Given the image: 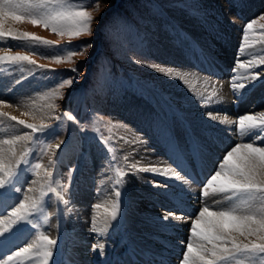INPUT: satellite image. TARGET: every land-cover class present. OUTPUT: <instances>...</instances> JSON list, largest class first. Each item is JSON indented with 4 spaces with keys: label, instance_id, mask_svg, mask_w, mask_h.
Listing matches in <instances>:
<instances>
[{
    "label": "rangeland",
    "instance_id": "rangeland-1",
    "mask_svg": "<svg viewBox=\"0 0 264 264\" xmlns=\"http://www.w3.org/2000/svg\"><path fill=\"white\" fill-rule=\"evenodd\" d=\"M207 1V5H203L201 0H116L114 4H106L107 7H104L105 4L101 1V11L93 12L95 20L92 35L72 38L71 40L68 36H58L49 29L32 25L27 21L13 22V24L12 21H9L6 24V28L18 32H29L44 40L52 41L55 47L52 45L38 46L37 51L42 53L38 55L30 51V42L11 39L0 41V56L29 55L30 59L35 61V64L0 62V97L4 99L5 103L14 100H21V102L36 101L38 110L31 112L33 115L27 121L30 124L37 126L42 123L55 125L56 121L52 117L61 115L65 110H70L80 121L79 124L64 121L56 129L54 135L40 136L38 141L25 144L24 148L30 147L33 151V154L29 156V160L30 157L33 159V161L30 160L31 164L39 163L41 167L33 175L29 166L27 171L22 174L21 182L17 186L22 187L23 190L26 186L39 189L47 181L46 173L50 170L53 172L54 186L65 194V201L71 203L77 196L75 190L81 184L78 183L79 177L81 182L84 181L83 184L91 182L90 189H93L98 184L99 178L97 175L91 177L89 173L94 175L106 166L110 181L108 191L113 194L112 200H114V190H117L118 187L115 184L117 179L116 168H122L126 173L125 186L123 189H119L123 191L121 215L112 222L106 231L99 234L90 231L91 224L87 223L84 228L85 237L82 241H77L80 237L78 235L79 226L72 224L73 221L69 220L72 216L68 217L70 211L66 209V203L59 201L55 213L52 205L56 198L54 194H49L45 214L35 219L34 222L38 224V228L33 230L31 236L32 238L35 237L36 232L39 231L48 235L49 238L57 240V245L53 249L56 264H68L74 258L88 261V264H102V260L109 261L110 264H128L130 262L135 264L133 259H137L136 263L140 260H150L159 248L167 249V246L165 247L161 242L164 235L160 233L162 229L167 227L155 228V235H148L147 238L129 228L131 222L129 212L132 209L135 212L136 209H134L131 198L132 187L129 185L131 182L128 180L130 175L128 157L135 150V142H133L134 144L131 142L124 143L126 136L132 133L133 136H139L141 141H144L148 146L156 147V156L168 166L174 164L176 155H179V152L175 150L176 144H178L179 149L187 153L189 144L186 142L188 139L195 141L192 145L197 142L204 144V140L207 150L211 153L218 151L213 157L207 152L205 153L207 154L206 160L209 159L211 166L215 167L214 172L217 167V157L222 158L231 146L243 142L237 135L238 129L235 121L242 115H257L264 112V65H259L252 70L254 73L261 74L260 82L254 88L250 86L243 99L235 96L230 87V77L233 75L231 69L235 65V58L242 42L243 29L247 23L255 21L254 28L256 31L249 33V42L253 46L244 52L241 60L247 61L252 59L254 55L257 58L264 57V35H261L264 33V28L260 27L264 25V19H261L264 17V10H257L249 15L244 14L249 3L255 0ZM218 3L226 8L224 9V20H221L222 15ZM186 15L196 16L194 19V28L198 29L196 33L190 31L192 30L191 27L184 24ZM96 20L99 21V24H96ZM221 39L224 42L219 43L218 41ZM82 43L92 44L85 56H74L71 61L60 63H56L51 58L57 54V48L63 49L69 44L78 45ZM172 51L177 52L178 56H173ZM205 58L207 59L204 60ZM138 59L161 67H172L174 71L185 67L197 75L223 83L227 82L225 88L231 96L230 100H225L224 106H216L211 109V113L220 112L232 119L233 123L231 124H221L224 133L222 138L217 137V142L213 141V139L215 140L214 132L197 131L185 117L181 118L185 113L180 104L184 102L179 100L181 96L178 91L182 90H174L179 79L167 77L148 67L147 64L137 63L136 60ZM208 64H215V67L207 70ZM39 65H44V69L38 68ZM73 67L79 69L78 73L68 71ZM217 68H221L222 72L219 75L223 77L215 75ZM72 76L77 78L71 87L58 88L62 79ZM243 82L247 83L246 80ZM153 90L159 96L162 94L168 102L174 105V112L169 110L170 104L168 105L162 96L160 98L164 102L163 109L157 105ZM131 93L147 100L154 106L155 117L150 116L151 118L149 117L148 120L145 117L140 118L142 121L129 118L130 115L124 111ZM61 95L63 99L60 98ZM202 110L205 113L209 112L204 108ZM143 121L145 125H142L141 122ZM12 127H15L13 120L0 116V134H6L5 131H11ZM81 128L84 131H81ZM212 130L217 131V129ZM172 131L177 134V137L180 136L182 142H175ZM30 132V129L15 127L10 135L15 133V135H22ZM198 133H202L203 136L200 137ZM101 135L111 136L115 141V160L108 156L104 146L100 143L99 137ZM56 144H61V148L55 149ZM45 145L52 147H49L47 149L48 154L41 158L40 150ZM49 156L56 160L55 165H49ZM189 159L193 160L192 157ZM98 160L101 165L97 164ZM70 170L71 175H69ZM209 172L210 175L213 173L210 169ZM83 173H85V177L80 176ZM108 178H106L107 182H109ZM33 181H36L35 185L32 183ZM162 182L170 188V190H165L164 197L162 195L165 201H170L171 198L176 197L175 199L178 198L181 202L184 199L188 200V204L191 206L196 203L197 205L200 204L201 207L204 206L205 202L211 206L215 201H224L223 194L210 193L205 198L201 195L202 189L197 191L191 187L187 191L178 185V187L180 186L179 189L177 187L178 191L174 187L178 183H173V186L172 183L169 184L164 180ZM172 188L176 194L172 192ZM181 189H184L185 193H182ZM194 190L196 196L192 195ZM23 193H13V195L22 199ZM89 196L95 197V195ZM143 196H147V193ZM141 202L146 204L151 203V200L143 199ZM227 203L225 201L215 207H224ZM199 210L200 208H196V213ZM192 218L195 216L193 215ZM61 221H65L67 227L59 230ZM156 222L158 221H154V223ZM140 228L142 229V227ZM189 237L190 233L185 237L183 252L186 250ZM94 244L104 245L102 251L108 253L106 259L105 253L103 254L105 256L100 254L96 256L101 249L94 250L92 247ZM119 247H124V249ZM125 248L129 250L130 254H127L128 251ZM122 252L123 254L119 255ZM124 256H127V260H124Z\"/></svg>",
    "mask_w": 264,
    "mask_h": 264
},
{
    "label": "snow or ice",
    "instance_id": "snow-or-ice-1",
    "mask_svg": "<svg viewBox=\"0 0 264 264\" xmlns=\"http://www.w3.org/2000/svg\"><path fill=\"white\" fill-rule=\"evenodd\" d=\"M104 7L107 5L105 4ZM99 11H101V0H0V41L11 39L30 42V51L39 55L42 53L37 51L38 46L52 45L55 47L54 43L29 32H18L6 28L9 21H27L32 25L49 29L58 36H68L71 40L92 35L95 20L93 12ZM95 22L99 24L98 20ZM255 23L252 21L245 25L235 65L231 69L233 73L230 77L231 91L240 99H243L250 86L254 88L260 82L261 74L254 73L252 70L259 65H264V57L257 58L255 55L247 61L241 60L244 52L253 46L249 42V33L256 31ZM260 27L264 28V25ZM91 47V43L69 44L63 49L57 48V54L51 58L56 63L71 61L74 56H85ZM3 61L35 64L29 55L20 54L0 56V62ZM136 62L147 64L157 72L187 84L180 70L174 71L172 67H161L140 59ZM44 67V65L38 66L40 69ZM68 71L78 73L79 69L73 67ZM76 78L72 76L62 79L58 88L71 87ZM245 80L247 83L243 82ZM216 96L217 93L212 91L204 98L209 103H218ZM60 98L63 99V96L61 95ZM3 103L4 99L0 97V104ZM0 116L16 121V117H9L8 113H0ZM209 116L214 120L218 119L211 113ZM52 119L56 121L55 125L42 123L37 126L19 120L17 123L30 129L31 132L24 133L23 136L16 135L12 139L0 140V264H24L26 260L34 261L35 264H55L53 249L57 245V240L37 231L35 239L31 243L27 242V237L38 228V224L34 222L35 219L45 214L50 193L55 195L57 201L67 203L64 199L65 194L54 186L53 172L47 171L48 179L39 189L34 187L28 189V193L36 192L37 195L25 193L22 199L13 195V193L24 192L23 188L17 185L20 184L21 176L27 168L30 166L35 175L41 167L39 163L31 164L29 156L33 154V151L30 147L23 148L17 155L16 143L25 138L31 143L38 141L40 136H52L64 121L80 123L70 110H65L61 115L53 116ZM218 122L220 124L233 123L226 115ZM235 124L238 129L237 135L243 142L231 146L222 158L217 157V167L207 178L201 190V195L205 198L210 193L223 194L224 201H215L211 206L205 204L198 213L185 214L181 209V215L168 212L162 218L164 221L172 218L186 222L192 215L195 216L191 219L190 237L186 250L183 252L182 264H264V112L257 115H242L235 121ZM80 130L84 131L83 128ZM99 141L108 156L115 160L116 148L112 137L101 135ZM61 144H56L55 149H60ZM3 145L8 147L5 148ZM49 147L52 146L45 145L41 148L39 154L41 158L48 154ZM176 151L180 154L176 156L172 165L163 168L152 165L140 167L137 162L130 165V168L136 172H150L184 183L196 182V175L189 170L185 161L189 157L199 158L202 174L207 146L197 142L189 145L187 153L178 146ZM48 163L55 165L56 160L49 156ZM69 175H71V170ZM116 176L115 184L118 187L114 190L115 199L93 206L94 209L103 207L105 215L102 218L97 215L93 216V226L90 229L92 232L99 234L106 231L121 215L123 191L119 189L125 186L126 173L122 168H116ZM32 183L35 185L36 181ZM152 184L153 187H161L159 182H152ZM163 187L167 189L168 185L165 184ZM225 201L228 202L226 206L215 207ZM181 243L183 244L184 241ZM92 247L94 250L101 249V254H103V244H94ZM159 264H165V262L161 260Z\"/></svg>",
    "mask_w": 264,
    "mask_h": 264
},
{
    "label": "bare ground",
    "instance_id": "bare-ground-1",
    "mask_svg": "<svg viewBox=\"0 0 264 264\" xmlns=\"http://www.w3.org/2000/svg\"><path fill=\"white\" fill-rule=\"evenodd\" d=\"M201 1L203 2V5H207V2H208L207 0H201ZM212 2L214 3V1H212ZM215 2H217V0H215ZM218 8L220 9V12L222 15L221 20H224V15H225L224 9H226V8L222 7L220 3H218ZM257 10H264V1L263 0H257V1L255 0V1L250 2L246 11H244L245 12L244 14L249 15L250 13L256 12ZM187 16L188 15H186V18L184 20V24L187 25V27H191L190 29H192V30H190V31L196 33L198 31V29L194 28V26H195L194 25V23H195L194 19H196V16L195 15L194 16H188V17ZM12 24H13V22H12ZM220 25H221V23H220ZM220 29L222 30V28H220ZM221 32H223V31H221ZM218 42L222 43V42H224V40L221 39ZM172 52H173L172 53L173 56H175V57L178 56L177 52H175V51H172ZM206 59L207 58H205L204 60H206ZM212 67H215V64H208L206 66V69L210 70ZM180 71H181L180 74L182 76H184L185 80H187V84L183 83L181 80L177 81L178 83L175 84V87H174L175 88L174 90H176V91H178L177 89L182 90V91H178L179 92L178 94H180V96H181L179 98V100L181 102H184L183 104H180V106L184 109V113H185L184 115L181 116V118L185 117L189 123L194 125V128L197 131H203L206 133H210V131H212L211 133L214 132L215 133V140L213 139V141L217 142V137L222 138V136L224 134L222 132V129H221V124L218 122L219 119H222L224 117V115L220 112L211 113V111H212L211 109L216 107V106H224L225 100L226 101L230 100L231 96L227 92L228 91L227 88H225L227 82L223 83L222 81H218V80L216 81V80H212L210 78H206L204 76L197 75L194 71L192 72L191 70H187V69H185V67L180 68ZM215 72L220 74L222 72V70H221V68H217V69H215ZM212 91H215L217 93L216 100L219 101L218 103H209L204 98V97H207ZM152 92H153V95L155 98V102L157 103L158 106H160L161 109H163V107H164V102H163V100H164L168 103V105L170 104L169 110L174 112V105L173 104L168 102L167 99L164 98V96H162V94H160V96H162L163 100H161L159 94L156 93L155 90H153ZM125 106L126 107H125L124 112L129 114L130 115L129 118L131 117L132 120H138V119L143 118V117H145V119L148 120V118L150 116L152 117L155 115L154 114V112H155L154 108L155 107L152 106L147 100H145L141 97H138L134 93H131V97H130L129 101L126 102ZM205 107H208V108H205ZM203 108L206 109V111L209 110V112L205 113L202 110ZM37 110H38L37 103H36V101L34 102L32 100H29L27 102H21V100H14V101H7L6 103L4 102L3 104H0V113H8L9 117H16V121H14L15 127H19V129L23 126L19 125L17 123V121L23 120L27 123V121L33 115L31 112H33V111L37 112ZM158 110H159V108H158ZM209 113H211L212 116H217L218 119H215V120L212 119L209 116ZM157 115L159 116V114H157ZM35 117H36V115H35ZM227 118L229 121L232 120L228 116H227ZM137 123H139V122H137ZM141 123H142V125H145L144 121ZM15 127H12L11 131H5V132H7L6 134H0V140L12 139L13 137H15L16 133L14 135H10L13 133ZM212 129H217V131H214ZM221 132H222V134H220ZM189 134H192V133H189ZM198 134L200 135V137L203 136L202 133H198ZM172 135H173V137L175 136L174 140L176 143L182 142V141H180V136L177 137L176 136L177 134H175L174 131H172ZM21 136H23V134ZM182 136H183V134H182ZM209 137H210V135H209ZM188 138H189V136H188ZM141 140L142 139L139 136H136V135L133 136L132 133L129 136L125 137V141H127V142L124 141V143L127 144L129 142H131V143L135 142V147H134L135 150H133V152L130 153L129 157H128V165L129 166L132 164H136L137 162H139L140 167H146V166L152 165V166H157V167L163 168V167L168 166V165H166V163L163 160L160 161V158H158L156 156V154H157V152H155L156 147L154 148L152 145L148 146V144H145L144 141H141ZM194 142L195 141H191V139H188L186 143H188L189 145H192ZM203 142L205 144L204 140H203ZM28 143H29V141L26 138L21 139L19 142L16 143L15 150H16L17 155H19V153L22 151L25 144H28ZM206 144H208V143H206ZM177 146H178V144H176L175 150L177 149ZM3 147L7 148L8 146L3 145ZM160 147H161V144H160ZM131 149H133V148L131 147ZM134 153H136V154H134ZM216 153H218V151L211 153L209 150H207V154H209L211 157H213L214 154H216ZM205 158H206V156L204 157V159ZM185 163L188 165V168H190V169H192L191 168L192 165L194 166V164L192 162H190L189 160H186ZM97 164L101 165L99 160H98ZM209 166H210V164H209ZM128 171L130 174L128 176V178H129L128 180H129V182H131V184H129V185L132 187L131 188V196H132L131 198L133 201L134 209H136L135 212L133 209L129 212V220L131 221L129 223V228L133 229L135 233H139L144 238H147L148 235H151V236L155 235V233H156L155 228L161 229L163 227H167V228L162 229L160 232L164 235V237L161 238V242L164 246L168 245L169 248L170 247L173 248L172 251H168V252H170L176 256V257H173L172 259H173V262H177L178 261L177 258L182 257V250L185 249V241H186L185 237H186V235H188L190 233V222H191V219H194V218H192V216H191L189 219H187L186 222L185 221H177V220L172 219V218H170L168 221H164L162 219L168 212H174L176 215H181L182 214L181 209L183 210V213H185V214L190 213V212L189 213L184 212V210H186V209L183 208V206H181L179 204H176V206H173L170 203H168L167 201H165V199L163 198L164 194L166 193L165 190H170V188L168 187L167 189H165L163 187V185H165V184H164V182H162V180H164L165 182H167L169 184L172 183L173 186H174L173 183H178L177 186H174L176 188V190H178L180 187V186L178 187V185H181V188H184L187 191H189L191 188L188 185H186V183H184L180 180L174 181L172 179L166 178V177L161 176V175H155V174L150 173V172H136V171H133L130 167H128ZM89 175L91 177H96L95 175H97V177L99 178L98 184L96 186H94L93 189H90L91 182H86L83 184L84 181L81 182L80 177H79L78 183H81V184L78 188L76 187L77 190H75V193L77 196H75V199L73 202L66 203V209H69V211H70V213L68 212V217L72 216L69 220L73 221L72 224L74 223V224H77L79 226V227L78 226L77 227L79 228V231H78L79 234L78 235H80V237L78 238L77 241H82L84 239V237H85L84 228L86 227L87 223H90L91 227L93 226V216L94 215H97L99 218H102L105 215L103 207L100 209H94L93 206L97 203L104 204L106 201H110L113 199V194H110V192L108 191L110 188V181L108 178V171H107L106 166H104V168L102 170H98L96 173H94V175L92 173H89ZM80 176L85 177V173H83ZM106 178H108L109 182H107ZM139 180H140V182H139ZM152 182H159L161 184V187H153ZM85 185H86V187H85ZM177 187H178V189H177ZM29 188H31V186L25 187L23 195L25 193H28ZM88 188H89V191H88ZM184 189L183 190L181 189V191H183L182 193H185ZM178 191H176V192H178ZM172 192L173 193L175 192L173 190V188H172ZM88 193H89V195H95V197L91 198V196H89ZM145 193H147V196L144 197L143 195ZM28 194L33 195V196L37 195L36 192H32V193H28ZM174 194H176V193H174ZM179 194H181V193H179ZM162 195H163V197H162ZM187 196H189V195H187ZM147 197H149V198H147ZM143 199H148L149 201L151 200V203L150 202H148L146 204L142 203L141 201H143ZM159 200H160V202H159ZM177 200H178V198H177ZM183 201H184V199H183ZM77 204H78V206H77ZM143 204H145V205H143ZM205 204L209 205L208 202H205L204 205ZM70 205H71L72 209L70 208ZM142 205H143V207H140ZM58 206H59V201H57L55 199L54 204L52 205V208L55 211V213L57 211ZM88 206H89V208L87 209ZM187 206L192 207L191 210H195V213H196V208H201V205L200 204L197 205L196 203L193 206H191L187 202ZM58 211H59V209H58ZM154 221H158V222L154 223ZM63 227H65V228L67 227L65 221H61V227H60V223H59V230H61V228H63ZM140 227H142V229ZM170 236H172V237H170ZM132 237H135V236H132ZM34 239H35V237L32 238V236L29 235L27 237V242L31 243L32 240H34ZM85 241H87V239ZM181 241H184V243L182 244ZM120 249H124V247H120ZM126 251H128L127 254H130L128 249H126ZM99 254L103 255L104 253L101 254V251H100L96 256H98ZM111 254H112V252H111ZM121 254H123V252L120 253L119 255H121ZM178 255H179V257H177ZM126 257L127 256H124V260L125 259L127 260ZM182 259H181V263H182ZM24 264H35V262L34 261L29 262L26 260V261H24ZM68 264H88V261H81V259L74 258ZM102 264H110V263H109V261H103L102 260ZM128 264H133V262H130ZM141 264H143V262Z\"/></svg>",
    "mask_w": 264,
    "mask_h": 264
},
{
    "label": "trees",
    "instance_id": "trees-1",
    "mask_svg": "<svg viewBox=\"0 0 264 264\" xmlns=\"http://www.w3.org/2000/svg\"><path fill=\"white\" fill-rule=\"evenodd\" d=\"M102 1V3H104V4H114L115 2H116V0H101ZM131 1V0H130Z\"/></svg>",
    "mask_w": 264,
    "mask_h": 264
}]
</instances>
